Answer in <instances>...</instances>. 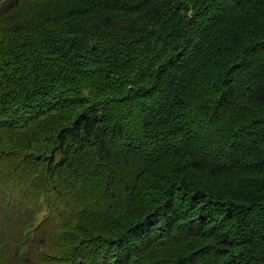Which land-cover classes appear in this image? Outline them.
<instances>
[{"label": "trees", "instance_id": "16d2710c", "mask_svg": "<svg viewBox=\"0 0 264 264\" xmlns=\"http://www.w3.org/2000/svg\"><path fill=\"white\" fill-rule=\"evenodd\" d=\"M0 264H264V0H0Z\"/></svg>", "mask_w": 264, "mask_h": 264}]
</instances>
